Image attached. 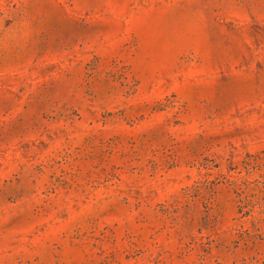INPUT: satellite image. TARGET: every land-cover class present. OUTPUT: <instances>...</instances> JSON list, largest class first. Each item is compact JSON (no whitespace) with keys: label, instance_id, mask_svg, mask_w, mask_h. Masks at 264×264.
Segmentation results:
<instances>
[{"label":"rangeland","instance_id":"rangeland-1","mask_svg":"<svg viewBox=\"0 0 264 264\" xmlns=\"http://www.w3.org/2000/svg\"><path fill=\"white\" fill-rule=\"evenodd\" d=\"M0 264H264V0H0Z\"/></svg>","mask_w":264,"mask_h":264}]
</instances>
